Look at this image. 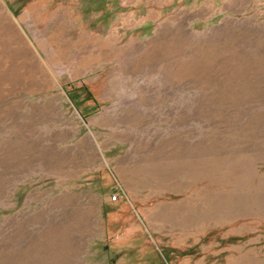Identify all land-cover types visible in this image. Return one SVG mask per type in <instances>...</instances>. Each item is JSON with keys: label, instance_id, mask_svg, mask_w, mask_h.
I'll use <instances>...</instances> for the list:
<instances>
[{"label": "rangeland", "instance_id": "obj_1", "mask_svg": "<svg viewBox=\"0 0 264 264\" xmlns=\"http://www.w3.org/2000/svg\"><path fill=\"white\" fill-rule=\"evenodd\" d=\"M0 264H264V0H0Z\"/></svg>", "mask_w": 264, "mask_h": 264}, {"label": "built area", "instance_id": "obj_2", "mask_svg": "<svg viewBox=\"0 0 264 264\" xmlns=\"http://www.w3.org/2000/svg\"><path fill=\"white\" fill-rule=\"evenodd\" d=\"M112 198H113L114 200H116V199H117V195L113 196Z\"/></svg>", "mask_w": 264, "mask_h": 264}]
</instances>
